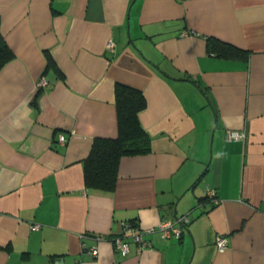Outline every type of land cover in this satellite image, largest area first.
<instances>
[{"label": "crops", "instance_id": "1", "mask_svg": "<svg viewBox=\"0 0 264 264\" xmlns=\"http://www.w3.org/2000/svg\"><path fill=\"white\" fill-rule=\"evenodd\" d=\"M0 30L14 53L0 69V264H264V0H0ZM116 82L144 94L150 151L120 158L112 191L85 187L92 139L117 136ZM183 214L179 238L152 232L124 256L81 244Z\"/></svg>", "mask_w": 264, "mask_h": 264}, {"label": "trees", "instance_id": "2", "mask_svg": "<svg viewBox=\"0 0 264 264\" xmlns=\"http://www.w3.org/2000/svg\"><path fill=\"white\" fill-rule=\"evenodd\" d=\"M207 49L222 58L246 57L244 50L214 38L207 40ZM44 55L46 67L57 69L49 51H45ZM13 56V50L0 30V69ZM114 87L117 136L94 137L83 159L84 186L108 191L115 188L120 158L146 154L150 151L151 143L138 117L146 104L143 92L121 82H116Z\"/></svg>", "mask_w": 264, "mask_h": 264}, {"label": "built area", "instance_id": "3", "mask_svg": "<svg viewBox=\"0 0 264 264\" xmlns=\"http://www.w3.org/2000/svg\"><path fill=\"white\" fill-rule=\"evenodd\" d=\"M113 42L108 41L106 43V47L109 49L113 48ZM48 84V79L45 77H39L36 81L35 85L36 88L39 89L40 87H45ZM246 132L244 130H238V129H227L225 131V138L228 140H239V139H245ZM59 141L64 142L65 136L60 135ZM207 193L211 197L212 201L214 203L218 202V198L215 197V193L212 189H207ZM190 215L189 214H183L175 219H164L160 223H158L156 226H151L147 228L139 227L138 224H136L133 221H124L122 223L121 231L119 234H116L112 237H108V235L103 234H92V233H82L80 235L81 238V244L84 250L89 252L92 255H96L97 253V247L92 245H87L86 240L92 239V240H104L109 239L112 241L114 247L116 250L122 255H127L130 250V243H135L138 247H143L148 244V241L145 238L146 234H150L152 232H157L161 238L167 239V238H179L187 224L190 222ZM39 227V224H34L31 226V229H37ZM215 245L218 251H222L227 247V238L222 235H217L215 237Z\"/></svg>", "mask_w": 264, "mask_h": 264}, {"label": "water", "instance_id": "4", "mask_svg": "<svg viewBox=\"0 0 264 264\" xmlns=\"http://www.w3.org/2000/svg\"><path fill=\"white\" fill-rule=\"evenodd\" d=\"M193 254V253H192ZM192 257V256H191ZM54 264H61V258H58L55 262H54Z\"/></svg>", "mask_w": 264, "mask_h": 264}]
</instances>
